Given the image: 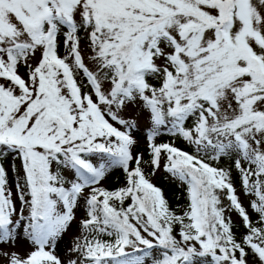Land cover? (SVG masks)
Returning a JSON list of instances; mask_svg holds the SVG:
<instances>
[{
	"label": "snow or ice",
	"instance_id": "snow-or-ice-1",
	"mask_svg": "<svg viewBox=\"0 0 264 264\" xmlns=\"http://www.w3.org/2000/svg\"><path fill=\"white\" fill-rule=\"evenodd\" d=\"M0 264H264V0H0Z\"/></svg>",
	"mask_w": 264,
	"mask_h": 264
},
{
	"label": "trees",
	"instance_id": "trees-1",
	"mask_svg": "<svg viewBox=\"0 0 264 264\" xmlns=\"http://www.w3.org/2000/svg\"><path fill=\"white\" fill-rule=\"evenodd\" d=\"M157 142L158 143L171 142V137H169L167 135L162 136V137L158 138ZM178 147H181L186 151L190 150L189 148H187L185 146H183V147L178 146ZM147 157H148V153H147ZM221 166H229V165H228V162H224V164H222ZM233 175H234V179L238 180V183H239V179H238V176L235 173V171H234ZM123 183H124L123 174H122V172L117 171V173L112 178L111 182L109 183V185L107 187L110 189H114V188H118V187L122 186ZM153 183H155L157 186L161 187L164 190L166 197L169 200L170 205L174 209L179 211L180 208H182L184 205H186L187 198H186L185 190L183 188L176 189L174 187V183L169 182L167 180V178L164 177V175H163V177L156 180V182L153 181ZM165 187H167V190L165 189ZM255 219H256V216H255V214H253V220H255ZM233 223H234L235 229H236L238 234L243 233L245 231L240 220L239 221L233 220Z\"/></svg>",
	"mask_w": 264,
	"mask_h": 264
},
{
	"label": "rangeland",
	"instance_id": "rangeland-1",
	"mask_svg": "<svg viewBox=\"0 0 264 264\" xmlns=\"http://www.w3.org/2000/svg\"><path fill=\"white\" fill-rule=\"evenodd\" d=\"M139 123H140V127H139L138 131L141 132V135H139V136L137 137V139H138L137 150H138V151H141V152H144V153H145V158L147 159V158H148V157H147V144H146V141H145V139H144V135H143L144 121L141 120ZM172 139H173V138H171V141H172ZM176 145H177V146H182V147L185 146V147L189 148V146H187L182 140H176ZM189 149H190V148H189ZM117 171H118V170H117ZM117 171H114V172H113L111 178L107 181L106 186L109 185V183L111 182L112 178L115 176V174L117 173ZM163 175H164V177L167 178V180H168L169 182L174 183V187H175L176 189H178V188H182V187H179L178 184H177V182L174 181V180H172V179H171L166 173H164L163 171L159 172L156 176L152 177V181L156 182V180H158L159 178L163 177ZM235 182H236V186H237V188L239 189V188H240V183H238V180H235ZM165 189L167 190V187H165ZM241 199H242L244 205L247 207V205H248V200L245 199L243 196H241ZM249 211H251V210L249 209ZM80 215H83V209H81L80 212H78V216H80ZM231 215H232V220H234V221H239V220H240V218H239V216H238L237 214L232 213ZM73 234H78V231H77L76 229H74V230H73ZM70 240H71V237H68L67 239H65V240L61 243V245L58 247V249H57V254L60 255L62 258L65 257L66 249L70 246ZM17 250H18V251H21V252H24V251L27 250V246L22 242V243L20 244V246L18 247Z\"/></svg>",
	"mask_w": 264,
	"mask_h": 264
}]
</instances>
